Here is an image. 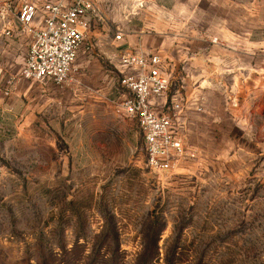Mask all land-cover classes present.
<instances>
[{
    "label": "rangeland",
    "instance_id": "374dc122",
    "mask_svg": "<svg viewBox=\"0 0 264 264\" xmlns=\"http://www.w3.org/2000/svg\"><path fill=\"white\" fill-rule=\"evenodd\" d=\"M94 2L84 77L59 87L21 79L19 0H0V264H264V0ZM142 36L200 58L171 82L190 152L162 174L113 107Z\"/></svg>",
    "mask_w": 264,
    "mask_h": 264
},
{
    "label": "built area",
    "instance_id": "2783aa9c",
    "mask_svg": "<svg viewBox=\"0 0 264 264\" xmlns=\"http://www.w3.org/2000/svg\"><path fill=\"white\" fill-rule=\"evenodd\" d=\"M94 14V0H19L17 26H6L4 32L8 37L17 32L26 39L20 77L59 87L77 82L76 61ZM121 59L120 86L125 94L113 102L114 110L139 126L149 170L169 172L190 152L186 142L190 101L177 94L169 98L174 74L160 54L127 51Z\"/></svg>",
    "mask_w": 264,
    "mask_h": 264
},
{
    "label": "crops",
    "instance_id": "0c3cea01",
    "mask_svg": "<svg viewBox=\"0 0 264 264\" xmlns=\"http://www.w3.org/2000/svg\"><path fill=\"white\" fill-rule=\"evenodd\" d=\"M16 23H17V21H16ZM12 26H14V25H12ZM16 26H14V28ZM8 38L14 39V41L17 40L19 42V44L23 47V49H24L23 52L26 53L27 45H26V39L24 36H22L16 32L13 37H8ZM121 42L119 44H117V47L120 46V44H122ZM138 43H139L138 45L133 47L131 41H130V43L125 42L122 45L124 47V49L122 51L121 50L118 51L119 55L121 56L127 51L128 52H135V51H139V50H152L153 52H156L165 58L164 66H166V68L168 69L169 72H172L173 74L174 73H176V74L180 73V75L184 76V79L186 82H188V78H193V76L196 75L195 73H197V71L195 72V70H193V73H192L193 75L191 76L192 69L190 72L189 68L193 67V65H195V62H193V61L200 59L199 57L190 58L188 60V59H185L186 57H184V56L176 55L177 54V51H176L177 48H172L170 45H168L167 41H162V39L159 37H157V38L154 37L152 42H151L149 37L142 36L138 40ZM83 50L84 49H81L79 51L77 61H76L77 66H80V68H81L80 69L81 72L78 74L80 81H82V78L84 77L82 75V73H83V70H82L83 64L82 63L84 61L81 60L82 59L81 53ZM202 64H204V63H202ZM180 67H183V69L185 70V74L179 72ZM202 71H204V70L202 69ZM188 83H190V82H188ZM40 85L43 86V85H52V84H40ZM62 89H67V88L65 87ZM102 92H103V90H102ZM124 94H125V91H124ZM186 94L188 95L189 91H187ZM195 97H196V95L194 92V93H192V97L190 98V100L195 98ZM188 123H189V121H188Z\"/></svg>",
    "mask_w": 264,
    "mask_h": 264
},
{
    "label": "trees",
    "instance_id": "16d2710c",
    "mask_svg": "<svg viewBox=\"0 0 264 264\" xmlns=\"http://www.w3.org/2000/svg\"><path fill=\"white\" fill-rule=\"evenodd\" d=\"M112 229H113V231L116 230L117 226H113ZM45 248H46V246L44 245V242L41 241V243L39 244V250H38L40 252V254L43 252V250ZM39 258H41L40 264H47V256H45L42 253ZM53 263L54 262H52V264ZM89 264H122V258L120 256V253L114 254L110 259H107V258L104 259L102 256H100L98 254H94V257L90 260Z\"/></svg>",
    "mask_w": 264,
    "mask_h": 264
}]
</instances>
